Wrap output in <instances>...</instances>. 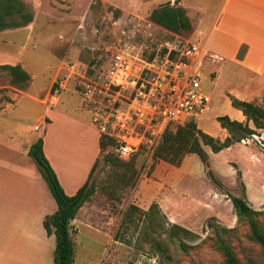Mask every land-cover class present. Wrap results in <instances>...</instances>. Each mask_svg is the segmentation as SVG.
Wrapping results in <instances>:
<instances>
[{
    "label": "rangeland",
    "instance_id": "obj_1",
    "mask_svg": "<svg viewBox=\"0 0 264 264\" xmlns=\"http://www.w3.org/2000/svg\"><path fill=\"white\" fill-rule=\"evenodd\" d=\"M13 2L18 6L24 3L26 7L16 6L7 15L3 10L8 21L24 23L21 11H31L33 20L18 26L22 27L19 30L7 28L14 32L11 33L14 41L0 46L14 54L23 51L21 61L32 79L24 88L29 87V92L41 100L38 103L24 96L22 105L26 107L25 104L33 102L39 113L50 107L56 114L66 113L87 122L90 128L92 113L87 109L81 91L85 76L91 74L87 68L91 58L88 45L98 18L106 10L150 17L155 5L171 1ZM184 2L203 8L200 16L204 23L215 14L218 0ZM187 15L191 22L197 17L194 12ZM166 29V39L176 45L201 43L191 36L193 28L179 33ZM223 64L204 63L205 88L212 96L211 110L193 120L198 128L222 140L229 132L222 128L218 117L229 115L237 119L233 115L236 109L231 102L235 95L231 90L246 75L237 71V67L231 69ZM60 79L66 81L64 89L59 88L57 81ZM9 85L17 87L12 83L9 71L1 70V101L8 98L5 91L10 89ZM249 92L253 96L251 101L264 108V88L255 87ZM59 97V104L53 106ZM242 119L239 121L246 122L245 116ZM187 121L174 124L171 129L175 131ZM96 131L101 137L100 130ZM256 131L219 152L206 146L207 164L196 153L186 152L174 160L172 154L169 156L173 158L157 156L163 138L155 151H140L127 158L114 152L107 158L101 152L91 178L90 223L84 222L76 235V230L72 231L73 264H227L220 236L242 264H264V248L253 240L247 220H239L230 199L231 196L245 199L255 209L254 216L264 231V128H256ZM174 224L190 229L195 235L174 233Z\"/></svg>",
    "mask_w": 264,
    "mask_h": 264
},
{
    "label": "crops",
    "instance_id": "obj_2",
    "mask_svg": "<svg viewBox=\"0 0 264 264\" xmlns=\"http://www.w3.org/2000/svg\"><path fill=\"white\" fill-rule=\"evenodd\" d=\"M169 1L176 5V0ZM162 5H155L150 14ZM178 5L187 14L196 13L191 36L201 41L207 53L220 57L218 63L223 62V66L246 73L231 92L251 101L249 90L264 88V0H218L215 14L206 23L200 16L203 8L184 0ZM11 33V29L0 30L1 46L14 41ZM1 46L0 64H20L26 69L22 50L14 54ZM9 87L5 91L8 98L0 100V264H55L56 235L47 232L44 221L57 211L58 204L29 150L42 137L44 153L61 185L68 195H74L91 181L101 157V137L92 120L89 128L87 122L66 113L56 114L50 107L39 113L33 102L22 105L24 96L41 102L29 87ZM59 102L60 97L52 105ZM235 109V118L243 120V112ZM89 204L86 201L71 220L75 235L84 222H89Z\"/></svg>",
    "mask_w": 264,
    "mask_h": 264
},
{
    "label": "built area",
    "instance_id": "obj_3",
    "mask_svg": "<svg viewBox=\"0 0 264 264\" xmlns=\"http://www.w3.org/2000/svg\"><path fill=\"white\" fill-rule=\"evenodd\" d=\"M150 17L106 10L89 39L91 74L81 91L92 123L121 158L155 151L171 124L205 116L212 96L204 63L221 59L198 42L176 45ZM64 89L66 81H57Z\"/></svg>",
    "mask_w": 264,
    "mask_h": 264
},
{
    "label": "trees",
    "instance_id": "obj_4",
    "mask_svg": "<svg viewBox=\"0 0 264 264\" xmlns=\"http://www.w3.org/2000/svg\"><path fill=\"white\" fill-rule=\"evenodd\" d=\"M2 2H5L4 6ZM178 2L179 0H176V5L168 3L153 9L150 17L155 22L178 33L192 29L193 25L186 14V9L178 5ZM16 6L18 5L15 4L13 0H0V30L27 25L33 20V13L31 11H21V15L25 19L24 23L8 21L5 17V13L7 15L14 11ZM19 6L21 8L26 7L24 3H19ZM3 10H5V13ZM1 70H8L12 77V83L20 89H23L31 80L30 73L20 64H0V71ZM232 105L243 112L246 117V122L232 119L229 115L219 116L218 121L220 125L229 132V135L224 140L198 128L193 120L187 121L185 125H179L175 131L171 129L174 124H171L164 133L163 141L157 149V156L173 158L169 156L172 154L174 160L176 157H180L186 152L196 153L202 162L207 164L209 161V153L205 148L206 146H209L213 152H219L229 148L234 142L241 141L256 134V128H264L263 107L257 105L255 102L242 100L235 96L232 97ZM113 142L112 139L101 136V150L106 154L107 158L112 152L108 151V147L110 144H113ZM29 154L38 164L58 204L57 211L48 215L44 221L47 232L56 235L55 264H73L75 250L71 220L76 217L79 209L92 196L93 186L89 180L76 194L68 195L44 153L42 137L32 144ZM95 167L91 173L90 179L93 176ZM230 199L239 220H247L253 240L264 248V231L259 225L257 218L254 216L256 213L255 209H253L242 197L231 196ZM173 226L174 233L182 232L187 236L195 235L190 229L182 225L174 224ZM220 245L227 264H242L236 257L231 246L227 244L222 236H220Z\"/></svg>",
    "mask_w": 264,
    "mask_h": 264
}]
</instances>
